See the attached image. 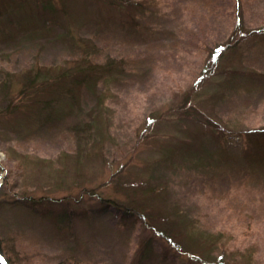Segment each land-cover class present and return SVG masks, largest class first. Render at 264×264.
Masks as SVG:
<instances>
[{
    "label": "rangeland",
    "instance_id": "374dc122",
    "mask_svg": "<svg viewBox=\"0 0 264 264\" xmlns=\"http://www.w3.org/2000/svg\"><path fill=\"white\" fill-rule=\"evenodd\" d=\"M11 1L18 3L0 0L9 14H0L2 183L7 174L0 189V243L15 263L129 262L137 234H150L145 225L131 236L113 237L108 211L98 221L103 227L76 219L72 240L69 229L55 235L51 222L17 203L24 197L76 198L97 189L121 203L133 199L151 214L160 204V210L178 212L185 224L163 225L160 217L154 223L201 259L212 262L225 252L229 264H264V163L261 169L243 165L239 134L264 127V77L249 75L264 74V38L226 54L222 67L240 72L220 74L218 65L199 88L192 87L208 52L235 35L237 11L245 31L264 28V0H155L157 10L145 16L156 31L155 45L147 43L149 29L132 27L104 0H51L66 9L45 24L38 20L36 0H24L22 9L15 5L17 12ZM77 45L98 59L95 71L109 59L120 62L124 75L69 91L78 98L71 102V95L57 93L60 83L53 79L62 73L58 68L69 72L81 61ZM35 66L50 69L46 79L52 82L29 94L23 76H34ZM100 97L111 111L101 109ZM87 130L101 146L93 147ZM140 182L162 186L163 201L122 189ZM89 198L83 194V206L98 208ZM157 244L167 264H188L163 240Z\"/></svg>",
    "mask_w": 264,
    "mask_h": 264
},
{
    "label": "trees",
    "instance_id": "16d2710c",
    "mask_svg": "<svg viewBox=\"0 0 264 264\" xmlns=\"http://www.w3.org/2000/svg\"><path fill=\"white\" fill-rule=\"evenodd\" d=\"M26 1V0H25ZM37 1V9L38 10V20L41 24H45L47 17L51 19H56L60 14H63L64 10L66 9V5H61L60 8H57L56 5L51 0H41ZM111 9L119 12L120 14L124 15L125 17L129 18V22H131V26H139L142 25L146 27V29H149L148 31V42H151L155 45V34L156 31H150L149 22L145 19L146 15H151L153 12L157 10L156 8V1L155 0H104ZM238 1V0H236ZM18 3L14 4V2H10V4L14 5V10L12 12H17V7L20 9L23 8L24 0H17ZM17 7H16V6ZM7 9L11 8L10 5L6 6ZM12 9V8H11ZM6 13L5 11H2L0 9L1 13ZM239 12L237 11V14L235 16V35L231 36V39L227 44L224 45H216L212 48L211 51L208 53L207 60L202 64L201 69L199 70L198 74L196 75V79L192 87L195 89L199 88L201 83L208 77H212L215 73V69L218 65V73L222 74H233L240 71H237L236 68L232 70L231 66H223L221 63H223V59L226 57V54L228 52H234V50H237L243 42L245 41H251L253 44H255V40H261L264 38V28L256 30L254 32H247L243 29L241 24V18L238 15ZM147 18V17H146ZM121 23H124L123 20H120ZM23 25V24H22ZM134 25V26H133ZM237 31V32H236ZM158 32V31H157ZM82 46V45H81ZM80 45H77V49H81L80 59L81 61L78 62L77 66L75 68H72L71 71L66 72L65 69H60L62 73H58L56 77H54V82L56 83L59 81L60 86L56 88L57 93H66L68 95V92L70 91H79L83 87H97L99 81H109L112 79L114 75H124L122 72L118 71L120 69V62H115L113 60H108L104 63V65L100 66L97 65L98 71H95V69L92 68V66H95L98 62V59L96 58H90V51L89 48H85V46L81 47ZM89 47V46H88ZM93 53H91L92 55ZM230 55V54H229ZM94 56V55H93ZM36 68V74L34 76H31L33 72H26L24 74V79L29 81L26 85V93H36L38 92V89L41 90V88L46 87L48 88L49 83H51V79H46V75L50 72V69H41L42 67L35 66ZM113 69H117L115 71H111ZM124 70V69H123ZM43 71V72H42ZM217 71V70H216ZM124 72V71H123ZM242 72V71H241ZM43 75H40V74ZM248 74V72H247ZM259 74V73H258ZM250 76L254 77H261L263 78L264 74L256 75L255 72L249 71ZM46 79V80H45ZM53 82V83H54ZM193 89V90H194ZM51 95V94H50ZM99 106L101 109H104L105 111H111L109 110L107 104H105V98L100 97ZM71 102H78V98L76 95L70 96ZM46 105V104H45ZM52 117H54V114L56 112H52ZM100 117V114L98 115ZM101 117H106L103 114H101ZM108 131V129H107ZM213 133H216L219 137L222 138L220 135V130H211ZM89 133V139L92 140L93 147H99L101 146L102 140H96V136L94 132ZM219 132V133H218ZM223 132V131H222ZM240 136L242 137V146H240V156L241 160L243 162V165L246 166V168L252 169V168H260L263 167L262 164L264 163V127L255 129V130H248V131H242L239 132ZM100 142V143H99ZM224 144L220 143V152L223 155H226V150L224 148ZM93 147L91 149L93 150ZM168 155L171 153V151L166 152ZM171 158V157H170ZM166 159V158H165ZM256 166V167H255ZM4 172V170L0 167V179L1 175ZM7 175V174H6ZM6 175L3 177V183L0 185L1 187L4 186ZM112 183V181H108L107 184ZM126 184V185H125ZM139 183H124L122 189L133 191V193L136 192H143V193H149L150 195H154L156 198H158V201H163L162 196V186H153L152 184L148 182H140ZM139 186V187H138ZM121 189V188H120ZM164 189V188H163ZM83 194H85L87 197L89 196V199L95 198L97 202L98 208L90 207H84L83 206ZM80 197L72 198V197H64V198H50L47 196H44V198H21L20 201H17L18 206L21 207V209H25L27 213H30V216L38 217L37 220L43 221L48 220L52 223V232L56 235L58 232L63 233L64 229H69L70 235H72V240H74V232L72 231L73 225L76 221V219H85L88 220L89 223L97 221V224L99 226L103 227L102 222H98L99 220H102V217H105L104 214L108 211L112 215L114 222L110 223L111 221L107 222L109 227H112V229L115 231V235L113 237H119V236H125L127 233L131 236L132 233H134V229L139 224L145 225V228L150 230V234H141L138 233L136 238V244L134 247V250L130 253V255L126 258H131L130 261L126 264H167L168 261H170L167 257L166 252H159L157 250L158 244L157 241L163 240L166 245L168 246V250H171L175 255L182 256L186 258L188 261V264H195L197 262H201V264H229L228 262H225L223 260L224 253H219L218 256H216L215 260L212 262H209L207 260L201 259V257L197 256L193 251H191L189 248H184L180 243L176 242L174 239V236L171 235L168 232H165L160 229L157 225H155V219L154 217H160L163 219V225H171L173 224V220L182 223L185 221L182 219V215H180L178 212L175 213L172 212L170 214L168 211L160 210L161 204L158 207V211L155 212V214L151 211L145 212L146 210L144 206L140 203H138L135 200L129 199L125 203H121L116 200H112L109 198H105L97 189H92L90 191H84V193L79 195ZM154 197V198H155ZM19 200V199H18ZM0 208L4 206V202L0 201ZM151 210V208H150ZM147 211V210H146ZM105 219H107L105 217ZM106 223V222H105ZM177 225V224H176ZM175 227V223H174ZM174 227H171L170 229H174ZM187 227V223H186ZM143 230V229H142ZM145 230V229H144ZM190 232H194L192 228L189 227ZM174 231V230H173ZM172 232V231H171ZM62 236V234H61ZM66 239V238H65ZM70 240V241H72ZM155 244L157 246L155 247ZM61 248V247H60ZM64 248H62V251ZM65 252V251H64ZM66 253V252H65ZM12 254L9 253V251L5 250L4 246L0 243V258L3 262L0 261V264H16L14 259L11 256ZM63 262L65 260L63 259ZM172 262V261H171ZM64 264H68L65 262Z\"/></svg>",
    "mask_w": 264,
    "mask_h": 264
},
{
    "label": "water",
    "instance_id": "95a60500",
    "mask_svg": "<svg viewBox=\"0 0 264 264\" xmlns=\"http://www.w3.org/2000/svg\"><path fill=\"white\" fill-rule=\"evenodd\" d=\"M1 183H2V181H0V185H1ZM0 261L3 262L1 258H0ZM3 264H4V263H3Z\"/></svg>",
    "mask_w": 264,
    "mask_h": 264
}]
</instances>
